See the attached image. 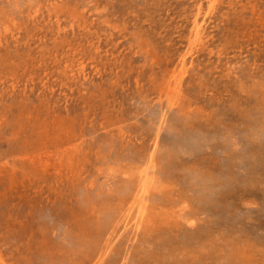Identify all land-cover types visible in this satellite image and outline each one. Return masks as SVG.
Returning <instances> with one entry per match:
<instances>
[{
	"label": "rangeland",
	"instance_id": "374dc122",
	"mask_svg": "<svg viewBox=\"0 0 264 264\" xmlns=\"http://www.w3.org/2000/svg\"><path fill=\"white\" fill-rule=\"evenodd\" d=\"M0 264H264V0H0Z\"/></svg>",
	"mask_w": 264,
	"mask_h": 264
}]
</instances>
